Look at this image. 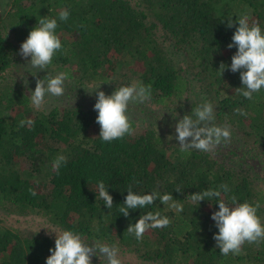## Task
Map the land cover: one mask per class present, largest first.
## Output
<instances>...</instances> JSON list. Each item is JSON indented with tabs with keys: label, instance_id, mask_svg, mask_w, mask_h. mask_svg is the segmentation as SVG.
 Segmentation results:
<instances>
[{
	"label": "trees",
	"instance_id": "16d2710c",
	"mask_svg": "<svg viewBox=\"0 0 264 264\" xmlns=\"http://www.w3.org/2000/svg\"><path fill=\"white\" fill-rule=\"evenodd\" d=\"M3 1L0 205L74 231L82 239L128 250L137 264H264V241L246 242L240 255L223 256L213 239L218 233L211 219L218 211L215 198L190 199L193 193L227 184L230 191L222 197L259 201L257 215L264 224V88L252 100L236 93L242 87L239 71L228 67L236 48L227 47L238 26L235 21L244 13L264 31V0ZM62 9L69 12L66 21L59 20ZM45 16L57 20L62 44L47 69L67 72L72 86L119 87L141 81L151 84L147 102L168 111L186 105L192 109L205 98L214 106V123L231 126V142L211 153H185L157 124L139 125L132 118L131 135L103 142L94 104L76 100L35 109L15 76L23 60L31 59L21 57L20 45ZM221 62L226 68L220 75ZM236 108L247 115L234 114ZM21 119L34 121L31 130L19 127ZM58 155L67 160L59 174L52 168ZM100 180L113 198L111 209L98 197ZM129 185L139 194L170 193L183 211L157 199L143 209H129L125 217L119 208ZM29 188L37 194L30 195ZM149 211H159L171 223L147 230L137 241L127 227ZM54 241L40 230L26 234L0 223V264H45ZM91 264L106 261L92 258Z\"/></svg>",
	"mask_w": 264,
	"mask_h": 264
},
{
	"label": "clouds",
	"instance_id": "9594fccd",
	"mask_svg": "<svg viewBox=\"0 0 264 264\" xmlns=\"http://www.w3.org/2000/svg\"><path fill=\"white\" fill-rule=\"evenodd\" d=\"M68 16L69 12L66 9L59 12L60 21H66ZM235 23L238 26L231 37L232 42L227 47L231 49L235 46L236 51L232 55L231 64L228 67L233 73L239 71L242 87L236 88V93L252 100L253 94L264 88V31L258 22H249L247 13L242 14ZM227 26L233 27L231 19H228ZM57 27L56 19L47 16L41 17L20 45L19 54L21 57H30L28 63L38 71L46 70L56 53L62 50L61 40L56 34ZM225 68L226 65L221 62L219 65L220 75ZM35 75L36 72L33 76ZM68 76L67 72L61 71L55 75L47 73L44 79L37 78L34 91L30 92L32 106L40 110L46 103V96H63ZM98 88L99 86L93 90L96 95L93 108L97 113L95 121L100 127V139L103 142H110L122 139L125 135H131L134 129L128 114L129 105L150 101L152 98L151 84L145 85L141 81H134L130 85L116 87L110 95L98 91ZM234 114L247 115L240 108L234 109ZM214 119V106L205 98H202L201 102L191 109L190 114L179 118L175 124V139L179 142L180 151L187 153L194 149L211 153L220 145L229 144L231 142V126L227 123L218 126L214 123ZM24 126L31 130L34 121L21 119L19 127ZM172 138L168 137V139ZM66 163V157L58 155L53 161L52 168L59 174L60 167ZM107 189L103 180L97 182L98 197L104 201L105 207L111 209L113 198ZM175 191L180 192L181 189L177 187ZM229 191L227 184H221L218 190L207 189L190 196V199L197 203L215 198L218 211L212 212L211 219L215 222L218 233L213 235V239L223 256L240 255L242 246L246 242L259 244L264 241V224L257 215L260 208L259 201H256L255 204L248 201L241 203L235 196H232L229 202L222 197V193ZM28 192L32 196L37 194L32 188H29ZM157 199L161 204L167 205L178 213L183 211V205L170 193L161 195L153 191L149 194H139L133 191L132 185H129L119 212L128 217L129 209H143L154 204ZM170 223V219L161 215L159 211H149L140 215L135 224H129L127 232L134 235L137 241H141L147 230L165 228ZM51 233L55 234V246L49 249L50 255L46 258L45 264H91V257L94 255L103 257L106 264H121L119 249L115 245L101 244L98 241L92 244L86 243L80 234L71 230L59 229Z\"/></svg>",
	"mask_w": 264,
	"mask_h": 264
},
{
	"label": "rangeland",
	"instance_id": "374dc122",
	"mask_svg": "<svg viewBox=\"0 0 264 264\" xmlns=\"http://www.w3.org/2000/svg\"><path fill=\"white\" fill-rule=\"evenodd\" d=\"M3 0H0V8H3ZM7 5V3H4ZM6 8H8L6 6ZM29 62V61H28ZM27 60H23L21 69L17 71L16 76H20L22 82L24 83L29 95H31V91L35 89V81L37 78L44 79L47 73H51L55 75L51 69L39 70L34 69ZM137 65H139L137 63ZM127 66L124 65L122 68V72H126ZM36 72V75L33 74ZM65 84V92L61 97L54 96H46L45 97V105L42 108H48L54 104H58L61 102H73L76 100H80L84 103L95 104L96 95L95 91H93L96 87L98 91H103L106 95H110L115 88L114 86L103 84V85H82V86H72L67 80ZM196 107V105H194ZM191 109L190 105L182 106L180 108H176L173 110H169L168 108H164L157 105H152L150 102L145 103H137L129 105V116L134 119L139 125L146 124H154V126L161 127L163 131H165L168 135L173 136L175 138V124L177 120L183 117L186 114H190ZM22 165H25V162L22 161ZM0 223L3 225H7L17 231H23L26 234L34 232V230H40L43 233H47L52 235L55 238V234L51 233L52 231L59 230L57 226L49 223L41 221L39 218L28 215H20L12 212H8L0 205ZM86 243L92 244L91 240L83 239ZM102 260L105 261L103 257L92 256L91 259ZM119 258L121 259V263L125 261L133 262L137 264V260L132 257V252L128 250L119 249Z\"/></svg>",
	"mask_w": 264,
	"mask_h": 264
}]
</instances>
